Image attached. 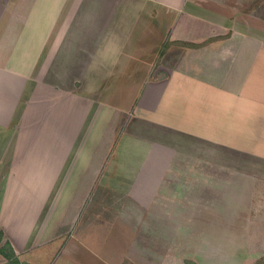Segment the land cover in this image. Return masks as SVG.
I'll use <instances>...</instances> for the list:
<instances>
[{"label": "crops", "instance_id": "0c3cea01", "mask_svg": "<svg viewBox=\"0 0 264 264\" xmlns=\"http://www.w3.org/2000/svg\"><path fill=\"white\" fill-rule=\"evenodd\" d=\"M0 264H264V0H0Z\"/></svg>", "mask_w": 264, "mask_h": 264}, {"label": "rangeland", "instance_id": "374dc122", "mask_svg": "<svg viewBox=\"0 0 264 264\" xmlns=\"http://www.w3.org/2000/svg\"><path fill=\"white\" fill-rule=\"evenodd\" d=\"M84 58V57H83ZM120 89H114L113 90V97H115V92L116 91H119ZM131 91H132V89H130ZM131 96H132V94H131ZM112 97V98H113ZM98 99L99 100H101L100 99V95L98 96ZM114 99V98H113ZM99 106V105H98ZM100 106H101V104H100ZM99 106V107H100ZM127 105H124V107L123 108H125ZM130 111L128 112L129 114H130V112L131 111H133L134 109H133V107H134V105L132 104V103H130ZM133 109V110H132ZM127 113V114H128ZM117 116V115H116ZM116 116H114V115H111V120L110 121H108V127H110L109 128V132H110V130L112 131V132H110L109 134H111V137L112 136H114L113 137V141L114 142H117L118 141V139H119V137L121 136V135H123L124 134V132H126V130H127V124L129 125L130 123V119L129 118H127V116L125 117H123L121 120L120 119H117L116 118ZM123 124H125V125H123ZM121 125V126H120ZM109 137V136H108ZM105 139H106V137H105ZM108 139V138H107ZM105 141V140H104ZM226 170H229L230 171V167L229 168H227ZM232 170V169H231ZM230 173V172H229ZM225 174H226V172H225ZM227 174H228V172H227ZM230 175V174H229Z\"/></svg>", "mask_w": 264, "mask_h": 264}, {"label": "trees", "instance_id": "16d2710c", "mask_svg": "<svg viewBox=\"0 0 264 264\" xmlns=\"http://www.w3.org/2000/svg\"><path fill=\"white\" fill-rule=\"evenodd\" d=\"M161 54H163V51L161 52Z\"/></svg>", "mask_w": 264, "mask_h": 264}]
</instances>
